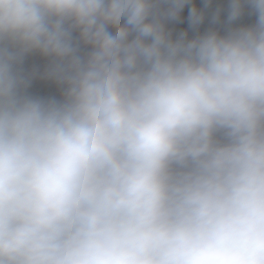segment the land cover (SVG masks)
<instances>
[{
	"label": "clouds",
	"instance_id": "clouds-1",
	"mask_svg": "<svg viewBox=\"0 0 264 264\" xmlns=\"http://www.w3.org/2000/svg\"><path fill=\"white\" fill-rule=\"evenodd\" d=\"M0 264H264V0H0Z\"/></svg>",
	"mask_w": 264,
	"mask_h": 264
}]
</instances>
